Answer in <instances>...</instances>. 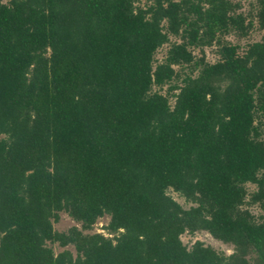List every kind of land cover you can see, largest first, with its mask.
Listing matches in <instances>:
<instances>
[{"label":"trees","instance_id":"1","mask_svg":"<svg viewBox=\"0 0 264 264\" xmlns=\"http://www.w3.org/2000/svg\"><path fill=\"white\" fill-rule=\"evenodd\" d=\"M139 2L0 0V264H264L243 207L264 210V35L224 41L251 24L232 0ZM61 211L80 227L55 230ZM103 215L108 236L84 232ZM198 230L232 252L188 248Z\"/></svg>","mask_w":264,"mask_h":264},{"label":"rangeland","instance_id":"2","mask_svg":"<svg viewBox=\"0 0 264 264\" xmlns=\"http://www.w3.org/2000/svg\"><path fill=\"white\" fill-rule=\"evenodd\" d=\"M3 1H7V0H3ZM232 1H234L237 4L238 8L236 10L238 13L242 14L243 18L245 19V22L251 24L247 29L246 34L244 35H238L231 32L222 35V37L224 41H229L232 44L237 45L238 46L237 49L239 53H242L250 42L259 40L264 35V28H262L259 18V11L261 9L262 0H232ZM145 3H147V0H140L138 5L144 6ZM163 24L165 25L166 23L163 22ZM178 37L171 36L170 37L171 40L168 43H165L157 48L154 54V58L156 62L164 61L171 42L180 41ZM217 49H218V45L217 43L214 42L213 44L204 46L203 48L194 47L193 54L195 57L204 56L205 60L208 62H215L219 58ZM175 69H178L180 74L186 72L184 66L180 67L177 65L175 66ZM179 82L180 79L172 80L171 82L165 83L161 88L154 86L153 90L158 89L162 94H166L167 88L171 83L180 84ZM169 103L170 106L173 105L174 97L169 96ZM257 114L259 115L261 114V112L260 113L258 112ZM255 123L256 124L260 123L258 127L261 133L260 138L264 142V116H260V118L259 116H256ZM245 188L247 189V192L251 193L256 189V185L254 183H246ZM167 193L170 194L183 207H188L191 204L190 202H187L184 199V197H182L178 192L174 191L172 188H168ZM243 207L248 208L255 218H257L260 214L264 213V210L261 209L258 206V204L245 203ZM108 222H109V215H103L96 220V222L93 224V226L90 229L84 230V232L85 233L100 232L108 236L109 234L107 233V230L105 228ZM73 225H77L78 227H80V223H77L64 211L59 212V220L53 222V228L58 231H67ZM180 239L188 248L195 240H200L205 245L212 246L215 250L219 252H223L224 254H230L232 252V246L214 238L211 234H209L204 230H198L193 233L185 231L180 235ZM49 245L53 247L55 253L65 248H68L71 251H73V254H75L74 247L71 244L67 245L66 247H60L57 243H49Z\"/></svg>","mask_w":264,"mask_h":264}]
</instances>
